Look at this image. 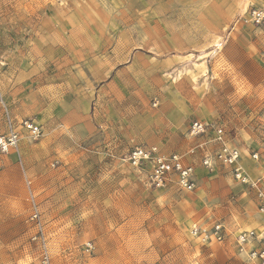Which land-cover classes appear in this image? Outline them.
<instances>
[{"label":"rangeland","instance_id":"374dc122","mask_svg":"<svg viewBox=\"0 0 264 264\" xmlns=\"http://www.w3.org/2000/svg\"><path fill=\"white\" fill-rule=\"evenodd\" d=\"M139 2L140 8H132L129 0H0V67L10 61L19 73L32 51L33 64L43 68L34 71L36 85L58 74L66 80L77 65L87 76L86 56L62 49L50 33L66 28L65 17L99 13L107 17L103 25L108 33L97 42L112 44L107 57L117 64L125 45L122 30L128 21L130 27L138 26L133 11L140 10L143 20L154 11L149 0ZM199 42L189 55L180 56L178 67L162 74L168 82L161 90L156 84L161 72L132 70L122 104L105 92L97 97L96 85L91 87L87 114L96 129L83 140L71 126L57 128L62 131L55 134L42 130L36 140L19 129L18 151L0 155V264H40L41 233L30 220L31 196L51 264H252L237 253L234 234L264 231L254 189L218 165L213 170L197 167L198 186L192 192L174 183L154 189L147 184L146 170L123 161L134 141L140 142L133 120L158 109L165 97L183 109L185 123L198 120L220 127L226 142L241 152L250 178L260 179L264 188L263 174L250 158L264 141V25L244 24L236 16L223 33ZM2 97L0 132L9 106ZM21 119L39 122L37 115ZM145 125L153 132L152 124ZM215 222L232 232L222 243L192 237L193 224L208 228Z\"/></svg>","mask_w":264,"mask_h":264},{"label":"crops","instance_id":"0c3cea01","mask_svg":"<svg viewBox=\"0 0 264 264\" xmlns=\"http://www.w3.org/2000/svg\"><path fill=\"white\" fill-rule=\"evenodd\" d=\"M251 1L149 0L155 7L152 13L150 10L146 14L147 20L142 19L140 10L133 11L137 12L134 15L138 26L130 27L128 21L127 29L122 30L120 37L125 45L121 47L123 52L120 53L121 60H117V64L107 57L112 44L110 46L106 43L101 46L97 42L99 36H106L108 33L105 32L103 25L107 18L105 15L75 14L65 17L66 24L68 23L66 28L59 33L51 32L50 35L59 41L62 49L74 50L73 54L86 56L84 68L88 69L87 76L82 74L83 70L77 65L76 71L70 70L66 80L65 76L61 77V74H58L53 78L47 77L44 83L36 85L34 71L43 68L33 64L32 51L26 53V61L22 64L19 73L14 72L8 61L4 67H0V94L4 97L6 105H9L2 113L4 126L0 134L6 131V116L18 124L21 118L37 115L38 124L43 125L41 128L46 135L55 134L54 130L57 128L71 126L75 128L78 139L87 138L96 129V122L87 114L89 106L87 102L91 101L92 96L91 87L96 85L97 97L105 92V95H110V98L115 97L122 104L124 93L129 94L127 89L124 92L123 90L131 80L132 70L161 72L159 81L156 82L159 85L158 90H161L162 85L168 82L162 79V74L172 71L175 66L178 67L182 61L180 56L193 52L191 48L199 44L202 38L209 40L210 37L223 33L227 24H235L236 16H243L248 8L254 5ZM255 1H257L255 5H259L263 0ZM129 3L132 8H140L141 5L139 0H129ZM83 18L85 19L82 24ZM233 26L235 28L237 25ZM131 39L133 43L130 42ZM194 40L198 41L194 42ZM134 64L137 67H133ZM7 74L15 80L7 78ZM84 77L86 78L83 79ZM159 103L158 109L153 110L151 114L145 112L141 118L133 120L136 137L140 142L150 144H140L132 140L135 145L131 146L130 150L136 146H156L165 155L183 154L185 161L195 166V181L198 186L197 167H201V149H198L197 145L202 139L189 136L188 130L192 121L185 123L186 113L183 109L172 104V101H168L165 97ZM121 108L126 109L123 106ZM145 124H152L153 132H150ZM183 130L184 133L180 134ZM57 131L62 130L57 129ZM176 142L180 150H175ZM208 146L209 149L213 148L211 145ZM192 148H195V151L190 154ZM244 169L251 177L248 168ZM222 224L229 236L232 232L224 223ZM237 233L234 234V239Z\"/></svg>","mask_w":264,"mask_h":264},{"label":"built area","instance_id":"2783aa9c","mask_svg":"<svg viewBox=\"0 0 264 264\" xmlns=\"http://www.w3.org/2000/svg\"><path fill=\"white\" fill-rule=\"evenodd\" d=\"M242 23L251 26L264 25V0L259 5L248 8L242 16ZM262 58L264 60V52ZM5 124L6 131L0 134V155L18 151L21 138L19 129L23 130L30 140H36L42 135L41 126L31 119H24L16 124L6 116ZM188 134L193 138L202 139L197 145V148L201 149L200 165L208 170H213L217 165L227 168L236 182L255 190L259 200L258 210L264 213V188L260 185V179L254 180L247 175L241 164V152L236 146L226 142L222 129L195 120L190 123ZM209 143H213L216 148L209 150L206 147ZM194 151L195 148H192L190 154ZM250 158L258 164L264 177V141L258 149L251 151ZM123 161L132 168L146 170L147 184L151 188L163 189L170 183H174L179 189L187 192H192L196 188L195 166L191 162H186L183 154L165 155L156 146H136L127 153ZM30 220L41 233L40 264H51L42 232L40 214L32 196ZM190 233L202 243H222L227 236L221 222H215L208 228L193 224ZM234 241L238 254L243 255L252 264H264V231H241L236 234Z\"/></svg>","mask_w":264,"mask_h":264}]
</instances>
